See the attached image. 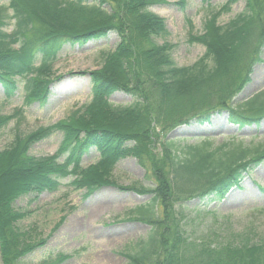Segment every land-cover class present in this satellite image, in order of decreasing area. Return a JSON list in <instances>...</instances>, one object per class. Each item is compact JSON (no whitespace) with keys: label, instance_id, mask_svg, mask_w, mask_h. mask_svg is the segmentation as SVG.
<instances>
[{"label":"rangeland","instance_id":"1","mask_svg":"<svg viewBox=\"0 0 264 264\" xmlns=\"http://www.w3.org/2000/svg\"><path fill=\"white\" fill-rule=\"evenodd\" d=\"M248 2L139 0L138 9L147 8L158 15L166 33L156 36L147 32L152 25L144 26L140 17H134L135 32L129 33V47L120 57L128 62L125 73L141 83L142 88L136 89L139 95L122 89L110 94L109 86L103 95L115 106H126L135 97L146 99L151 93L154 96L157 86L151 84L148 75L151 70L148 59L153 55H144L146 51L155 52L150 40H154L157 49L168 53L177 65H192L206 52L202 42L193 39V36L203 35L206 20L220 12L218 24H227L249 8ZM253 2L263 5L259 27H264V0ZM86 25L79 23L73 28L56 30L72 33ZM116 32L109 30L105 38L88 42L83 47L66 45L53 66V74L44 77L49 90L45 103L26 104V92L21 83L10 99L0 86V114L11 117L0 130V154L26 147L31 156L51 157L60 148L64 132L61 129L50 137L37 140L38 135L44 133L40 130L66 124L80 129L105 128L124 137L126 147L130 145L131 150L137 149L117 158V151L104 153L99 147L92 148L80 156L77 172L62 178L61 185L55 190L45 188L37 193H20L10 201L11 216L15 217L11 229L15 227L21 244L31 248L20 264H129L127 255L138 252L151 235L152 226L146 217L152 214L148 208L158 195L156 190L161 192L158 204L161 225L155 254L148 264H174L172 245L179 234L187 237L185 256L194 255L195 249L201 251L212 246L218 251L211 258L215 264H264V160L251 166L240 185L223 200L203 203L197 193L187 196L170 193L173 183L171 153L166 148V139L173 140V152L182 153L186 146L202 143L204 137H209L212 145L218 147L237 136V140L245 145L264 150V95L253 101L258 109L261 108L258 112L263 117L259 123L254 121L240 127L230 122L229 110L225 109L214 113L211 121L204 125L195 120L175 125L179 118L191 114L186 111L209 104L212 98H228L238 93L235 90L240 88L250 68V81L236 94L232 105L235 107L264 92V46L259 56L255 53L263 35L254 39L256 44L253 41L243 54V50L223 52V56L225 53L228 56L224 61L227 67L224 71L219 70L218 80L188 99L181 96L177 104L169 105L164 113L156 109L159 122L152 123L150 134L142 135L139 125L119 118L108 107L98 108L93 113L86 111L94 86L90 73L102 71L106 55L117 48L120 32ZM128 76L114 75V80L133 87L135 82L129 83L125 79ZM63 159L61 157L59 161ZM247 241L251 246L246 255L231 260L224 248H241ZM0 264H5L1 251Z\"/></svg>","mask_w":264,"mask_h":264},{"label":"trees","instance_id":"2","mask_svg":"<svg viewBox=\"0 0 264 264\" xmlns=\"http://www.w3.org/2000/svg\"><path fill=\"white\" fill-rule=\"evenodd\" d=\"M211 1L203 0L204 3ZM138 4L139 0H0V86L4 89L6 98L15 96L21 83L26 92V104L36 101L45 103L49 90L44 77L53 74V66L61 58L66 45L83 47L88 42L105 38L109 30H116L120 32L117 48L106 55L102 71L90 73L94 86L92 100L86 111L93 113L98 108L108 107L119 118L132 120V123L139 125L140 132H143L141 134L145 135L150 134L152 123H158L160 120L159 113H155L156 109L164 113L163 110L169 105L177 104L181 96L188 99L205 87H211L213 82L218 80L219 70L224 71L227 67L224 61L228 56H225V53L224 57L223 52L236 53L243 50V54L254 39L263 35L255 52L258 56L262 53L264 27H259V23L261 25L263 12L260 9H263V5H255L253 0H249V8L227 24H218L220 12L206 20L203 35L193 36V39L202 42L206 52L192 65H177L168 53L158 50L154 40H150L151 48L155 52L146 51L144 55H153L148 59V66L151 68L148 75L152 79L151 84L157 86L156 94L153 96L151 93L146 99L135 97L133 102L126 106H115L103 95L109 86L110 94L122 89L139 95L136 89L139 86L142 88L141 83L132 80L131 76L125 73L128 62L120 57L124 49L129 47V33L135 32V26H132L133 18L140 17L144 26L152 25L147 32L151 31L156 36L166 33L160 17L147 8L138 9ZM79 23L87 25L72 33L56 30L73 28ZM9 27L12 28L9 30ZM251 71V68L246 71L240 88L235 90V93L238 92L236 94L250 81ZM114 75L128 76L125 78L127 82H135L132 83L135 85L132 87L128 83L117 82ZM236 94H231L228 98H212L209 104L186 111L191 114L179 118L175 125L191 123L192 120L204 125L211 121L214 113L223 112L225 109L229 110L230 122L240 127L254 121L259 123L263 117L258 112L261 108L258 109L253 101L263 96L264 92L257 93L234 107L232 104ZM10 118L0 114V130L7 125ZM61 129L64 138L58 151L51 157L31 156L26 147L0 154V251L5 264H20L21 258L31 249L21 244L18 230L15 227L11 229V221L15 217L11 216L9 203L18 194L37 193L45 188L55 190L61 185L62 178L77 172L80 168L77 165L80 156L92 148L99 147L104 153L117 151V158L122 153L137 150H131L130 145L126 147L127 140L124 137L98 126L80 129L68 124L51 125L40 130L44 132L42 135L38 131L40 134L37 140L50 137ZM173 145V140L166 139V148L171 153L173 183L170 193L173 196L197 193L203 203L223 200L233 187L240 185L251 166L264 160V150H260L258 146L245 145L237 140V136L218 147L212 145L209 137H204L202 143L188 145L182 153L173 152ZM61 157H64L62 162L59 161ZM156 191L158 195L148 208L152 214L146 217L152 226L151 235L138 252L127 255L129 264H148L155 254L158 228L161 225L158 218L161 192ZM8 229L10 231H7ZM186 239L187 237L179 234L172 245L174 264H215L211 258L212 254H218V251L212 246L201 251L195 249L194 255L185 256L184 246H188ZM250 246L247 241L241 248L233 246V249H224H227L231 260H236L237 256L246 255ZM206 249L208 251L203 253Z\"/></svg>","mask_w":264,"mask_h":264}]
</instances>
